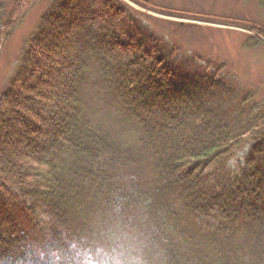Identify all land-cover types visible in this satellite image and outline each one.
Returning a JSON list of instances; mask_svg holds the SVG:
<instances>
[{
  "label": "trees",
  "instance_id": "trees-1",
  "mask_svg": "<svg viewBox=\"0 0 264 264\" xmlns=\"http://www.w3.org/2000/svg\"><path fill=\"white\" fill-rule=\"evenodd\" d=\"M41 1L0 0V53ZM52 2L0 94V264H46L44 253L90 233L116 204L124 211L133 204L159 229L170 211L181 215L173 203L204 234L196 218L215 215L222 243L253 242L248 261L224 264H264L263 113L245 108L248 96L232 104L217 75L177 87L164 57L139 37H117L130 18L121 0ZM91 64L110 107L112 96L119 104L114 113L137 123L138 147L128 154L84 114L91 109L78 85ZM247 145L232 175L228 163ZM133 162L147 170L148 188ZM39 210L47 224L37 221Z\"/></svg>",
  "mask_w": 264,
  "mask_h": 264
},
{
  "label": "rangeland",
  "instance_id": "rangeland-1",
  "mask_svg": "<svg viewBox=\"0 0 264 264\" xmlns=\"http://www.w3.org/2000/svg\"><path fill=\"white\" fill-rule=\"evenodd\" d=\"M52 1L43 0L29 9L0 53V94L16 76L21 51L40 19L52 7ZM121 1L130 9V18L119 26L117 37L121 40L123 34L139 37L152 47L153 52L167 60L177 87L193 84L201 87L204 83L200 84L198 80L217 75L233 91L232 104L238 105L248 96L249 103L245 108L252 114L260 111L264 115V0ZM251 28H259L261 33ZM87 79L88 82L78 85L79 94L84 98L87 93V106L97 113L84 110V114L102 133L103 127L110 132L108 134L104 130L111 142L121 145L117 148L128 154L129 148L138 147L136 121L124 113H114L119 104L112 96L110 107L108 98L102 93L101 81L96 82L98 74L94 64L87 70ZM113 115L115 119L110 121ZM249 148L247 145L229 161L228 171L232 175L238 174ZM133 155L137 161L138 152ZM131 170L139 177V184L144 189L148 188V172L141 162H133ZM208 171H212L211 168ZM134 207L129 204L124 212L140 214L157 246L164 251L166 264H224L226 258L232 260L240 256V261L245 262L252 257L250 252L255 251L253 242L241 241L237 237H226L228 241L222 243L221 238L214 235L218 227L215 215L196 216L197 223L208 229L204 234L197 230L193 220L184 216L177 204L173 203V209L181 215L170 211L159 229L148 223V218ZM36 219L42 225L50 220L40 210ZM95 225H91L90 232ZM38 252L42 255L41 248Z\"/></svg>",
  "mask_w": 264,
  "mask_h": 264
},
{
  "label": "clouds",
  "instance_id": "clouds-1",
  "mask_svg": "<svg viewBox=\"0 0 264 264\" xmlns=\"http://www.w3.org/2000/svg\"><path fill=\"white\" fill-rule=\"evenodd\" d=\"M44 258L46 264H166L140 214L128 215L119 204L90 233L49 249Z\"/></svg>",
  "mask_w": 264,
  "mask_h": 264
}]
</instances>
